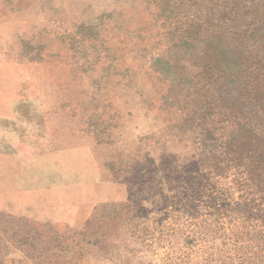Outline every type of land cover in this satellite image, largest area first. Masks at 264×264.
I'll use <instances>...</instances> for the list:
<instances>
[{
  "label": "rangeland",
  "instance_id": "rangeland-1",
  "mask_svg": "<svg viewBox=\"0 0 264 264\" xmlns=\"http://www.w3.org/2000/svg\"><path fill=\"white\" fill-rule=\"evenodd\" d=\"M168 1L0 0V264H264L263 194L199 157Z\"/></svg>",
  "mask_w": 264,
  "mask_h": 264
},
{
  "label": "trees",
  "instance_id": "trees-1",
  "mask_svg": "<svg viewBox=\"0 0 264 264\" xmlns=\"http://www.w3.org/2000/svg\"><path fill=\"white\" fill-rule=\"evenodd\" d=\"M168 2L190 16L177 42L203 82L190 118L200 128L199 157L215 172L244 174L264 196V0Z\"/></svg>",
  "mask_w": 264,
  "mask_h": 264
}]
</instances>
